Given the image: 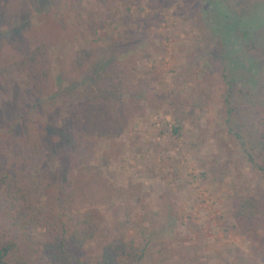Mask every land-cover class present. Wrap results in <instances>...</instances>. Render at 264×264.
I'll list each match as a JSON object with an SVG mask.
<instances>
[{
  "label": "rangeland",
  "instance_id": "1",
  "mask_svg": "<svg viewBox=\"0 0 264 264\" xmlns=\"http://www.w3.org/2000/svg\"><path fill=\"white\" fill-rule=\"evenodd\" d=\"M243 3L240 20L232 12ZM243 3L0 0V128L14 130L0 169H47L64 184L97 170L135 188L119 219L126 242L150 244L141 264H156L160 251L166 264H264V223L254 231L235 218L243 198L264 191V175L237 153L238 135L264 162V1ZM127 49L139 95L89 97L90 67ZM35 105L52 125L44 138L29 132Z\"/></svg>",
  "mask_w": 264,
  "mask_h": 264
},
{
  "label": "trees",
  "instance_id": "2",
  "mask_svg": "<svg viewBox=\"0 0 264 264\" xmlns=\"http://www.w3.org/2000/svg\"><path fill=\"white\" fill-rule=\"evenodd\" d=\"M120 1L133 3V0ZM144 1L151 9H159L164 7L165 0ZM244 1L247 0H241V3ZM103 3H107V0H103ZM243 5H236L232 12L240 20L247 15ZM3 34H7V30ZM149 46L148 53L155 52ZM145 48L146 44H138L134 50L141 52ZM80 55L79 61L88 60L90 63L91 52L82 51ZM131 57L129 49L117 51L108 61L89 66L91 75L86 82L92 83V89L88 96L100 103L119 104L128 95H139L137 86L127 72ZM77 66L82 69L85 63L79 62ZM139 67L140 63L136 62L134 69L138 71ZM224 68L227 71V66ZM224 79H229L226 74ZM59 81L63 87H68L62 80ZM196 90L198 101L203 94L201 89ZM207 99L204 97L200 101L205 104ZM225 99L230 105V96H225ZM228 112L231 114L232 110L229 108ZM26 115L33 123L29 126V132L46 137L52 125L39 114L38 105L28 110ZM180 130L175 133L178 134ZM13 137L14 130L0 128V157L10 151ZM237 137L240 161L254 174L264 175V162L259 159L258 153L244 138ZM37 149L35 145L30 148L31 151ZM32 153L29 154L30 158ZM135 193V188L126 190L115 187L103 172L97 170L91 178L84 175L64 184L47 169L40 168L34 173L29 168L19 174L0 169V264H141L150 244L145 242L136 246L135 242H126L124 237L128 222L119 219L124 211L131 209ZM107 210L116 213L114 223L109 220ZM235 218L249 230V223H253L252 229L258 231L264 223V191L256 201L243 198ZM154 257L156 264H166L171 258L163 251Z\"/></svg>",
  "mask_w": 264,
  "mask_h": 264
}]
</instances>
